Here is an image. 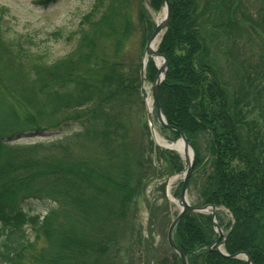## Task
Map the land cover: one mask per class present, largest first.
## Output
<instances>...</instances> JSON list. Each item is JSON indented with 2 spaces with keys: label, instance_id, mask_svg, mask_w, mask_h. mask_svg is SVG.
Wrapping results in <instances>:
<instances>
[{
  "label": "trees",
  "instance_id": "1",
  "mask_svg": "<svg viewBox=\"0 0 264 264\" xmlns=\"http://www.w3.org/2000/svg\"><path fill=\"white\" fill-rule=\"evenodd\" d=\"M162 1L148 3L159 13ZM132 2L96 0L67 36L73 48L53 62L7 37V9H0V264H118L156 162L169 175L184 170L177 152L149 138L159 153L154 162L133 135V114L145 102L142 54L135 57L131 44ZM170 3L159 47L169 69L159 100L168 124L196 152L189 194L196 192L198 205L217 207L229 255L247 252L253 264H264V0ZM138 19L145 47L156 24L143 5ZM249 39L260 50L253 68L237 53ZM156 75L150 60L147 81ZM71 124L78 128L63 136L17 139ZM162 130L170 141L180 137ZM31 200L49 203L46 213L28 210ZM166 218L161 222L170 224ZM217 237L210 214L190 211L174 231L189 264H248L210 250ZM171 250L160 264H182Z\"/></svg>",
  "mask_w": 264,
  "mask_h": 264
},
{
  "label": "rangeland",
  "instance_id": "2",
  "mask_svg": "<svg viewBox=\"0 0 264 264\" xmlns=\"http://www.w3.org/2000/svg\"><path fill=\"white\" fill-rule=\"evenodd\" d=\"M96 0H57L45 5L40 0H0V9L6 8L4 16V29L7 37L19 40L34 55H40L47 62H53L67 54L74 46L72 41H67V36L74 32L81 17L87 13ZM131 19L134 33L131 44L135 57L141 55V63L144 59L145 47H142V39L145 24L139 22L138 11L140 5L145 6L154 22L162 13H155L149 6L148 0H132ZM143 26V27H142ZM241 42L237 48L238 57L243 65L248 68L254 67L257 61L256 55L259 47L248 40L247 45ZM143 50V51H142ZM151 84L145 82L144 91L151 100ZM156 129L160 135L167 139V133L162 130L155 120ZM72 128L70 129V126ZM63 125L60 129L47 130L45 133H54V137L69 134L78 128V125ZM133 135L137 144L147 147L148 153L153 154L154 162L159 157L155 149H151L150 139L155 146L160 147L150 129L147 118L146 105L144 109L138 107L133 114ZM149 131V134H148ZM60 132V133H59ZM51 136V135H50ZM50 136L23 137L19 141L23 143H35L50 139ZM170 141L169 139H167ZM161 148V147H160ZM156 158V159H155ZM156 175H150L146 186L136 201V215L133 219L134 230L128 229L127 237L122 239L121 251L117 257L118 264H160L162 258L171 256V247L168 243V222H161L163 217L173 219L180 210L179 205L168 199L167 187L172 178L176 179L172 185V194L179 189L181 175L170 174L167 165L162 160L156 162ZM165 184V187H162ZM178 199V198H176ZM189 201L197 203L196 192L189 194ZM51 204V203H50ZM26 208L32 212L45 214L49 203L29 201ZM151 211L154 219L151 220ZM228 222L230 214L223 212ZM227 232L225 231V234Z\"/></svg>",
  "mask_w": 264,
  "mask_h": 264
},
{
  "label": "water",
  "instance_id": "3",
  "mask_svg": "<svg viewBox=\"0 0 264 264\" xmlns=\"http://www.w3.org/2000/svg\"><path fill=\"white\" fill-rule=\"evenodd\" d=\"M162 8L166 9L165 18L163 19L162 22L156 23V28H155L154 32L152 33L150 39L148 40L147 45H146V49H145V51H146L145 56L148 55V59L152 58L153 61H155L154 60L155 57H160L162 59L161 67H158L156 65L158 68V73L156 75L154 83L151 86L152 107H151V109L149 107H147V116H148L151 131H152V134H153L155 141H156V137H155V117L154 116H156V119L160 125H162L166 128L176 130L180 134V139L176 142L170 143L169 146H162L160 144H158V145H160L161 147L170 149V150H175L172 147V145L178 143L179 141H182L183 145H184V155L180 154L181 157L183 158L184 162H185V169L182 172L183 180H182V188H181L180 199H179L181 208H180L178 215L175 217V219L172 221V223L169 226L168 241H169L170 246L180 256L182 263L183 264H189L186 256L177 247V245L174 241V230H175L176 226L178 225V223L180 222L181 218L183 217L184 213L187 210H189L191 212H196V213H210L212 215L213 225L216 229V232L219 235V239L224 236V232H223L222 227L219 225V223L216 219V207L214 205L196 206V205H192L189 202V199H188L189 182H190V178L192 176L193 170H194V166H195V162H196V154H195L194 148L192 147L191 143L187 139L185 133L183 131H181L179 128H177L175 126H170L167 123L165 115H164L162 108H161L160 101H159V88H160V85L164 82L165 77L167 75V72L169 69V62H168L167 56L158 51L159 44H160L161 40L159 41L158 48L156 50H152L151 44L153 43V41H155V39L157 37H159L160 35H164L165 31L169 27V20L171 17L170 1L169 0H163ZM146 66H147V62H145V60H144L142 63V67H141L142 88H143V85H144L145 79H146L145 78ZM143 96H144V94H143ZM38 135L50 136V135H52V132H50V133H39ZM33 136H37V133H24V134H22V136H20L18 138L33 137ZM190 151H191V154H189ZM168 195H169L170 200H172L169 193H168ZM219 239H217L215 241V243H213L212 246H210V250L214 249L217 253L222 254L224 256H227L231 259H237V258L244 257L247 260L248 264H252L251 258L245 252L237 253L235 255L229 256L222 247L225 244V240L220 245H217Z\"/></svg>",
  "mask_w": 264,
  "mask_h": 264
},
{
  "label": "bare ground",
  "instance_id": "4",
  "mask_svg": "<svg viewBox=\"0 0 264 264\" xmlns=\"http://www.w3.org/2000/svg\"><path fill=\"white\" fill-rule=\"evenodd\" d=\"M165 13H166V9H164L162 11L161 14H159L157 17H156V22L160 23L163 21V19L165 18ZM159 37H157L155 39V41H153V43L151 44V48L152 50H156L157 48V45L159 43ZM145 62L148 60V58L146 57L145 59ZM156 64L158 67H161L162 65V59L160 57H155L154 58ZM147 105L148 107L151 109L152 107V104H151V100L148 98L147 99ZM155 137H156V140H157V143L162 145V146H169L170 145V142L167 141L165 138H163L160 133L157 131V129L155 130ZM172 147L177 151L179 152V154L181 155H184V145H183V142L182 141H179L178 143L176 144H173ZM189 154H191V151L189 152ZM176 179L172 178L170 183H169V190L171 191L172 190V185L173 183L175 182ZM173 201L178 204L180 206V202L178 199H173Z\"/></svg>",
  "mask_w": 264,
  "mask_h": 264
}]
</instances>
